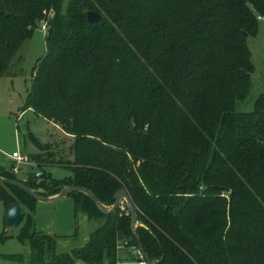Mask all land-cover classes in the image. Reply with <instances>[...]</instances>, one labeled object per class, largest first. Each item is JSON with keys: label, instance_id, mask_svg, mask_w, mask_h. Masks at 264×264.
Returning <instances> with one entry per match:
<instances>
[{"label": "trees", "instance_id": "1", "mask_svg": "<svg viewBox=\"0 0 264 264\" xmlns=\"http://www.w3.org/2000/svg\"><path fill=\"white\" fill-rule=\"evenodd\" d=\"M52 13L26 109L73 137L72 157L47 151L37 165L72 174L37 182L0 165V176L45 197L84 187L105 208L125 188L159 264H264V91L252 110L236 109L253 88L248 38L264 0H0V75ZM70 195L99 225L84 246L58 253L59 237L36 230L38 201L0 183L7 209L25 214L18 238L31 264H117L121 242L139 245L126 204L104 213L86 193Z\"/></svg>", "mask_w": 264, "mask_h": 264}, {"label": "rangeland", "instance_id": "2", "mask_svg": "<svg viewBox=\"0 0 264 264\" xmlns=\"http://www.w3.org/2000/svg\"><path fill=\"white\" fill-rule=\"evenodd\" d=\"M260 20L257 34L248 38L255 65L252 73L253 88L247 99L237 102L238 111L252 110L257 96L264 91V19ZM46 52V32L39 26L32 38L20 49L11 67V73L0 75V162L3 160L7 169L12 170L16 166L12 154L17 151L27 155L29 162L17 164L19 172L16 175L24 179L29 173L35 174L37 182L43 181L49 172L57 179L72 174L68 167L58 164H46L44 170L37 165L38 154L46 156L47 151L55 154L57 159L72 157L70 147L73 137L59 125L38 115L32 108L26 109L34 68ZM125 204L122 205L123 208ZM33 216L38 232L53 233L52 235L57 234L58 237L63 235L66 240L63 244H68L67 246H81L79 241L89 239L90 233L99 225L97 221L88 219L83 212L76 211L73 195H67L52 203L38 201ZM24 223L25 220L19 226H9L7 207L0 200V234L6 231L10 236L0 241V264H31L29 242H22L18 238ZM14 254L22 255L23 259L14 260L7 257Z\"/></svg>", "mask_w": 264, "mask_h": 264}, {"label": "water", "instance_id": "3", "mask_svg": "<svg viewBox=\"0 0 264 264\" xmlns=\"http://www.w3.org/2000/svg\"><path fill=\"white\" fill-rule=\"evenodd\" d=\"M88 20L92 23L98 22L102 20V15L98 12L90 11L88 13ZM245 36H248L247 32H244ZM0 183H5V184H12L15 186H18L19 188L23 189L25 192L33 196L37 201H42L46 203H52L56 202L67 195H70L72 192L75 191H81L86 193L96 204V206L99 208L104 213H113L116 211V209L125 204L129 210V213L131 214V221H132V229L137 237L138 240V247L141 249V251L144 253V256L149 264H159V260H154L151 259L148 254L145 252L144 246L142 245L140 241V237L137 233V226H138V221H137V207L135 203L133 202L130 194L125 188L120 189L116 193V201L113 204L111 208H105L99 198L89 189L84 188V187H78V186H65L64 188L61 189V191L53 196L45 197L36 190L32 189L29 185H27L24 181L19 180V179H14V178H6L3 176H0ZM24 212L22 211V208L18 204H11L8 209H7V224L9 226H19L24 219Z\"/></svg>", "mask_w": 264, "mask_h": 264}, {"label": "built area", "instance_id": "4", "mask_svg": "<svg viewBox=\"0 0 264 264\" xmlns=\"http://www.w3.org/2000/svg\"><path fill=\"white\" fill-rule=\"evenodd\" d=\"M53 16L54 14L52 13L48 18H44L41 21V26L45 29V32L49 30V19ZM259 19H264V18L259 16ZM11 157L15 161V165H16L12 168V171L14 173L19 172V167L17 166V164H23L29 162V157L27 155H22L20 152L17 151H15ZM124 247L129 248L136 255L138 264H149L144 256V253L141 251V249L138 246L130 245L128 241H124L120 243V245L118 246V250Z\"/></svg>", "mask_w": 264, "mask_h": 264}, {"label": "crops", "instance_id": "5", "mask_svg": "<svg viewBox=\"0 0 264 264\" xmlns=\"http://www.w3.org/2000/svg\"><path fill=\"white\" fill-rule=\"evenodd\" d=\"M3 163H4V161L1 160L0 165L5 166L7 168V166L4 165ZM34 165H36V164H34ZM26 178H24V179H26ZM46 234L52 235L53 233L52 234L46 233ZM54 235L59 236L57 234H54ZM64 237L65 236H63V235L59 237L58 248H60V249H58V253L64 252V251H70L73 248H75V246H73V245L72 246H67L68 244L64 245L63 243L66 241ZM88 240L89 239L87 238V239H83L82 241H79V242H81L80 243V244H82L81 246H84L88 242ZM65 246H67V247H65ZM81 246H79V247H81ZM130 263L138 264L136 255L127 247L119 249L118 254H117V264H130ZM78 264H86V263L80 261ZM106 264H110L109 261H106Z\"/></svg>", "mask_w": 264, "mask_h": 264}]
</instances>
